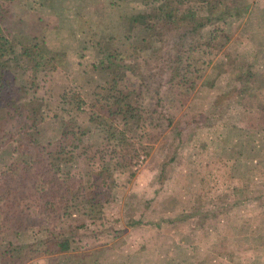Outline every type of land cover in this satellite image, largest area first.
I'll return each mask as SVG.
<instances>
[{
	"label": "rangeland",
	"instance_id": "obj_1",
	"mask_svg": "<svg viewBox=\"0 0 264 264\" xmlns=\"http://www.w3.org/2000/svg\"><path fill=\"white\" fill-rule=\"evenodd\" d=\"M160 1L10 4L3 22L10 38L32 39L53 56L56 66L39 71L37 87L25 97L42 101L44 119L36 127L37 140L58 139L61 119L56 114L62 116L60 108H65V117L73 115L86 127L71 171L93 181L104 159L111 179L109 199L87 215L70 209L56 216L34 211L6 218L0 211V264H126L120 249L135 248V256L146 259L147 254H139L147 249L146 236L158 240L159 264L264 263V62L254 59L264 58V52L255 49L261 44L253 33L263 25L259 3L264 5V0H232L235 6L240 3L241 17L227 15L210 35L208 27L200 29L202 43L191 52L190 61L204 65L205 81L201 79L188 95L178 88H162L171 123L129 165L110 156L106 131L101 129L105 124L90 122V106L84 102L81 110L74 108L79 96L88 101L96 85L107 84L116 73L115 63L125 69V85L139 92V105L155 102L157 81L142 66L165 62L158 53L191 26L169 25L165 40L156 47L159 32L154 34L140 20L134 22V15ZM138 72L146 81H140ZM18 77L24 78L20 73ZM3 116L0 106V180L12 160L34 154L14 147ZM16 218L19 224H13ZM66 236L72 247L57 251L53 240Z\"/></svg>",
	"mask_w": 264,
	"mask_h": 264
},
{
	"label": "trees",
	"instance_id": "obj_2",
	"mask_svg": "<svg viewBox=\"0 0 264 264\" xmlns=\"http://www.w3.org/2000/svg\"><path fill=\"white\" fill-rule=\"evenodd\" d=\"M13 1L0 0V106L4 108L5 117L2 120L6 122L9 137L16 141L14 147L18 151L33 150L34 154L28 159L12 160L2 171L0 201L3 203H0V211L6 218H9L8 214L10 217L30 216L34 211L43 217L56 216L68 213L70 209L90 214L109 199L110 174L105 168L104 159L100 160L101 170L93 181L87 182L71 171L72 159L77 155L76 149L86 127L73 115L65 117V108H60L62 116L61 113L56 114L61 119L58 139L46 143L37 140L36 127L44 119L42 101L25 97L30 89L37 87L38 72L51 71L56 66L53 56L32 39L10 38L12 33L3 22ZM231 1L161 0L150 10L134 15L137 18L134 22L140 20L144 26L154 29V34L159 32L153 43L157 44L156 47L165 40L164 29L170 30V26L181 24L191 26L176 34L173 44L167 41L166 50L158 53L159 60L165 62L142 66L143 70L145 67L150 70L157 81V94H154L155 102L151 106L138 104L139 92L125 85L128 76L125 69L121 70L124 67L120 63H115L116 73L107 84L100 83L93 88L88 101L79 96L74 108L81 110L82 103L86 102L91 110L90 122L99 126L105 124L101 129L106 131L105 138L109 141L112 158L129 165L135 157L145 153L148 143L155 141L170 125L171 117L165 110L164 97L160 94L162 88H178L179 92L188 95L200 84L204 65L198 61L191 62V52L201 46V28L208 27L210 35V29L222 23L227 15L241 17L240 3L235 6ZM154 48L149 46L151 50ZM161 64L163 67L160 71H151ZM18 73L24 78H19ZM138 76L140 81L145 80L143 73L138 72ZM132 95L135 101L131 100ZM18 219L13 224H19ZM53 242L60 252L72 247L71 238L67 236L56 238Z\"/></svg>",
	"mask_w": 264,
	"mask_h": 264
},
{
	"label": "crops",
	"instance_id": "obj_3",
	"mask_svg": "<svg viewBox=\"0 0 264 264\" xmlns=\"http://www.w3.org/2000/svg\"><path fill=\"white\" fill-rule=\"evenodd\" d=\"M264 5L262 3H259V9L261 10V14L263 15V21L260 22L263 25L260 24V28L256 29L253 33L254 35H256L257 40L260 42L261 46L259 47L258 45L255 46V49L258 50V54H262L264 52V11H262V7ZM257 27H259V23L257 24ZM264 54V53H263ZM253 58V57H252ZM257 62H264V58L262 57H257L255 56L254 58ZM177 237H179V234L176 235ZM144 239V235L142 237ZM153 242L151 240L150 237L145 238V241L148 242L145 244V246H147V249H141L139 250V254L140 255H146V259L143 258H138L137 256H135L136 253H134L135 248L132 247H127L124 246L122 247L120 250H122V253H124L125 257L127 258V263L126 264H159L160 262L157 260L160 259V257L158 255H160L159 253V247H158V243H157V238L153 237ZM142 244L140 243V245L138 247H140ZM144 245V243H143ZM177 243L175 244V248L174 251L177 252ZM162 251V250H161ZM137 252V251H136ZM161 254H165L164 251H162ZM167 255V254H165ZM264 264V263H262Z\"/></svg>",
	"mask_w": 264,
	"mask_h": 264
}]
</instances>
